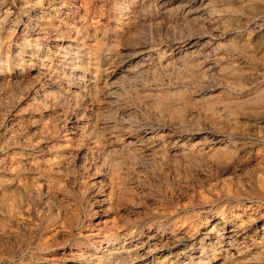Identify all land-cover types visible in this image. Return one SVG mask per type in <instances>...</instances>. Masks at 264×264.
<instances>
[{"label":"rangeland","instance_id":"374dc122","mask_svg":"<svg viewBox=\"0 0 264 264\" xmlns=\"http://www.w3.org/2000/svg\"><path fill=\"white\" fill-rule=\"evenodd\" d=\"M25 1L0 0V264H69L79 235L119 222L146 251L168 246L166 264H264V227L236 240L233 226L193 231L206 215L224 225L264 215V0L50 5L58 11L38 31L83 47L68 69L57 65L66 42L37 51L40 68L26 64L38 35L8 29L24 28ZM71 73L87 86L68 92ZM182 226L191 239L167 245Z\"/></svg>","mask_w":264,"mask_h":264},{"label":"bare ground","instance_id":"6f19581e","mask_svg":"<svg viewBox=\"0 0 264 264\" xmlns=\"http://www.w3.org/2000/svg\"><path fill=\"white\" fill-rule=\"evenodd\" d=\"M43 1L44 0H37V1L26 0L25 2H23L20 5L21 10L28 8V10L25 12L26 22L24 23V28L22 30H20L21 26L18 23H14L13 21L9 22L10 27L8 29H9L10 34H14L17 37H20L21 40H25L28 37L38 35V36H35L36 38H35L34 42L29 44V46L25 49L29 54L28 57H30V59L32 58V60H33V61L28 60L29 64L28 63H26V64L32 68H35V67L40 68L43 65L44 60L37 58L36 52L42 51L43 53H52L53 50L55 52V49H59V46L61 47L62 44L65 42L68 44L65 46L63 55L60 56L61 60L58 62L59 64L57 63V65L62 66L64 69H68L67 67L63 66L62 64H71V65H75V66L82 64L83 59H82L81 53H83V47H82L81 42L78 41V39L72 38V39L63 40L64 38L63 39L59 38V36L57 34H52V33H47V34L42 33L41 34L38 31V29H40V27H43L44 25L46 26V25L50 24L49 22H50L51 18H50L49 13H55L58 11L57 7L52 8V6L50 7V5H53V4L57 5L58 4V5H61V7L63 9H67V10L73 7V9L78 10L80 12H83L84 11L83 6L86 4L87 1L86 0H48L46 5L49 7H47V8H45V6H43ZM72 2H74V5ZM42 8L46 9V11L45 12L40 11ZM8 10L9 11L7 13L12 14V9L11 10L8 9ZM39 15H40V20L37 22L38 24H36L35 27H31L33 21L35 22V20H34L35 16L37 17ZM2 31L3 30L0 31V60L2 59V56H3V44H4V40L1 39V34H2L1 32ZM55 31H58V28ZM0 64H1V61H0ZM5 70H7V69H5ZM76 71H78V68H76L75 72ZM72 74H74V73H71L70 75H68V77L66 78V81L64 83L67 85V86L66 85L65 86L67 87L68 92H71L72 88L73 89H80L81 87L87 86V85L83 86L79 82L71 81V79L73 78ZM84 81L85 80H81V82H84ZM111 87H109V88H111ZM112 90H114V88ZM72 92H73V90H72ZM72 132L70 134H68V136H65L67 138H64L65 143H66V145H64L65 147H68L69 145L71 146V143L74 140L73 139L74 137H72V135H73ZM256 180H258V178ZM258 213L259 212H258L257 208H254L252 206L249 207L248 215L254 216ZM238 221H239V223H233L232 222V223H229L227 225H224L221 222L218 223L215 219H213L212 215H206L205 217L202 218L200 224L195 226V229L193 231L196 235L202 234L205 237L213 238L214 234H218L219 232H222V231L227 232L229 226L230 227L233 226L232 230H231L233 235H230L229 237H230V239L236 240V239L242 237L241 236L242 234L246 236V235H248L247 233H249V232L253 233L257 230H260V228L264 227V215H262L261 217L260 216L259 217L254 216L251 218V220H248L247 222L242 221L240 218H239V220H237V222ZM189 233H190V231H188L187 229L185 230L184 226L179 227L178 230L175 232V234L171 235V237L169 239H167L166 243L169 246L170 245L175 246L181 242L189 241L191 239L188 236ZM79 239L81 241V244L78 245L80 248V254L78 255L76 260H74L73 262H70L69 264H87V262H85L87 260V258H85V251H84V249L87 247H89V248L93 247L94 250L96 249L100 253V255L98 257L93 258V259H96V261H97L93 264H101L102 260L106 261L107 264H111V263L112 264L113 263L114 264H150L152 261L162 259V258L164 259L163 264H166L170 261V259L172 257L175 256V253H173L172 251L169 252L167 250L168 246L166 247V245H164V244L159 246V247H156L152 250L146 251L145 250L146 244L139 242L137 240L134 232H132V230H131V232L128 231L125 228V224L124 223L120 224V222H119V225L111 227V228H106V229H102V230L94 228V229L90 230V232L86 235H83V234L81 236L79 235ZM147 241H157L158 242L159 240L154 235H150L147 238ZM48 243H50V242H48ZM221 243L222 242H219V245ZM75 245H71L69 247L67 246L64 249L62 248L63 253L67 252V251H65V249H71ZM241 246H242V244H241ZM90 251H91V249H90ZM218 253H219V250H216L214 253H212V255H214L211 258L212 261H215L217 259ZM92 256H93V254H92ZM94 256H96V255H94ZM66 258L64 256L61 258H59L57 256H52L49 258V260L47 259L46 262L56 263L58 261L67 260ZM121 260H122V262H120Z\"/></svg>","mask_w":264,"mask_h":264}]
</instances>
